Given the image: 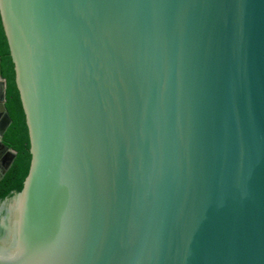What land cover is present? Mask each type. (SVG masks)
Listing matches in <instances>:
<instances>
[{"label": "water", "instance_id": "water-1", "mask_svg": "<svg viewBox=\"0 0 264 264\" xmlns=\"http://www.w3.org/2000/svg\"><path fill=\"white\" fill-rule=\"evenodd\" d=\"M32 154L0 264H264V0H0ZM0 58V179L17 152Z\"/></svg>", "mask_w": 264, "mask_h": 264}, {"label": "trees", "instance_id": "trees-1", "mask_svg": "<svg viewBox=\"0 0 264 264\" xmlns=\"http://www.w3.org/2000/svg\"><path fill=\"white\" fill-rule=\"evenodd\" d=\"M0 57L2 76L7 80L6 107L12 118L3 141L17 152L16 158L0 179V206L19 194L29 174L32 154L31 142L26 114L21 100V94L16 83L15 64L13 62L9 42L5 33L0 13Z\"/></svg>", "mask_w": 264, "mask_h": 264}, {"label": "crops", "instance_id": "crops-1", "mask_svg": "<svg viewBox=\"0 0 264 264\" xmlns=\"http://www.w3.org/2000/svg\"><path fill=\"white\" fill-rule=\"evenodd\" d=\"M1 58V57H0Z\"/></svg>", "mask_w": 264, "mask_h": 264}]
</instances>
